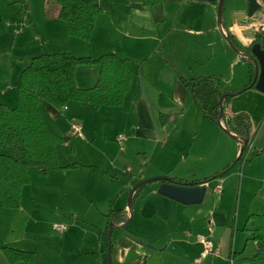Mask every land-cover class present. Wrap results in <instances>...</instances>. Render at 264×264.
Returning <instances> with one entry per match:
<instances>
[{"label": "crops", "instance_id": "0c3cea01", "mask_svg": "<svg viewBox=\"0 0 264 264\" xmlns=\"http://www.w3.org/2000/svg\"><path fill=\"white\" fill-rule=\"evenodd\" d=\"M21 1L28 9V26L34 35L23 36L21 29L16 30L10 49H0V104L16 106L20 74L32 58L41 54L67 52L73 57L92 59L114 54L126 60L133 76L120 107L96 110L89 104L75 102H69L62 110L47 103L39 106L48 128L62 140L64 137L56 148L59 166L76 163L99 172L76 167L40 176L35 169H29L31 183L21 191L20 207L0 208V264H9L2 248L33 253L32 264H108L104 232L110 208L131 216L128 224L112 226L111 264H229L231 254L236 255L235 262L252 258L257 243L251 238L257 225L249 217L255 212L264 214V193L261 201H255L264 189V177L257 175L261 171H253V162L242 173L234 167L216 179L221 190L215 192L213 199L208 194V183L198 205L184 206L159 195L158 182L147 184L131 209L127 197L137 184L153 178L202 182L223 172L236 159L237 140L223 126L203 116L178 80V75L185 74L179 60L202 67L220 48L219 52L230 58L231 66L248 67V85L251 66L242 51L231 49L226 38L232 36L241 47V38L264 33L263 3L257 0L260 9L249 18V0H242L239 6L228 2L227 8L225 0L219 26L217 3L162 0L163 21L156 23L151 11L140 3L99 0L102 13L90 40L83 42L67 36L64 23L57 19L58 9L47 12L48 0H17ZM33 13L38 17L34 19ZM17 46L22 56H15ZM150 46L154 51L144 57L143 47ZM98 73L97 66L77 67L76 86L93 87ZM153 74H157L161 88L168 89L155 98L147 80ZM191 74L205 77L198 71ZM230 104L225 113L237 114ZM75 122L81 128V136L71 132ZM254 122L250 121L251 134L252 127H256ZM259 128L250 150L254 148L262 155L264 147H258V134L264 130V119ZM62 148L66 155L76 157L82 148L88 159L78 161L75 157L74 162L62 163ZM119 159L123 165L116 163ZM251 189L252 200L244 198L242 203V192ZM60 225L66 227L63 233L54 228ZM199 236L212 240L219 248L217 258L197 262L202 250Z\"/></svg>", "mask_w": 264, "mask_h": 264}, {"label": "trees", "instance_id": "16d2710c", "mask_svg": "<svg viewBox=\"0 0 264 264\" xmlns=\"http://www.w3.org/2000/svg\"><path fill=\"white\" fill-rule=\"evenodd\" d=\"M58 7L57 19L64 23L68 37L88 42L95 27V22L102 13L99 0H48ZM225 1V0H224ZM147 7L156 23L163 21L161 16L162 0H132ZM223 14V11H222ZM222 22V15H221ZM264 36L257 35V41ZM228 42L232 49L242 51L234 38L228 35ZM246 50L245 52H248ZM243 52V51H242ZM251 66L249 85L241 90L253 89L254 65ZM79 66H97L99 69L96 84L89 89H80L75 83V70ZM132 71L126 60L114 54H105L96 59L89 57H73L68 53L41 54L32 58L28 67L20 74L17 88V104L14 108L0 104V208L18 209L21 202L23 187L31 183L29 169H35L40 176H46L51 171L73 169L76 167L88 168L99 172L97 168L71 164L60 167L57 157V146L63 141L46 125L39 113V106L47 103L57 110H62L69 102L89 104L94 109L101 107H120L129 90ZM178 80L190 93L195 105L203 116L216 124H220L226 132L234 138L244 141L239 147V155L235 161L223 172L212 178L216 180L230 171L236 165L245 161L249 152L254 134L250 133L251 123L249 116L240 112L228 116L225 110L228 101L240 91L225 92L220 87L218 76H193L185 78L178 75ZM224 96L222 102L220 98ZM220 108L223 109L219 121ZM264 115L261 117V122ZM166 183L176 186L193 187L202 182H188L178 178H168ZM162 183V182H158ZM147 184L138 186L132 196L131 206ZM107 237L111 226L120 223L126 224L129 217L124 212L110 208L107 216ZM257 228L252 232V241L257 243V251L250 259H241L235 262L236 255L231 254L234 264H264V214L255 212L249 217ZM9 264L26 262L32 264L34 254L18 251L11 248H2Z\"/></svg>", "mask_w": 264, "mask_h": 264}, {"label": "rangeland", "instance_id": "374dc122", "mask_svg": "<svg viewBox=\"0 0 264 264\" xmlns=\"http://www.w3.org/2000/svg\"><path fill=\"white\" fill-rule=\"evenodd\" d=\"M38 1L40 2V0H38ZM243 1L242 0H227L225 7L227 8L229 6L228 2L233 3L234 6H236V5L239 6L241 3L243 4ZM260 3H263V6H264V0H260ZM24 5H26V4H24L22 1L17 2V0H0V38L3 39L2 41H0V49L1 48H4V49L7 48V50L10 49L12 40L15 37L13 35V33H16V30L21 29L22 33H24L23 36L28 34L30 37H32L34 35V30L32 29V27L28 26L29 21H30V17H26L28 14V9L26 6L24 7ZM245 6H246V2H245ZM56 9H58V7L56 5H54L53 3L49 2V7L47 8V12L53 13V11H55ZM35 17H38V15L33 13V18L35 19ZM21 19H24L23 23H21ZM263 19L264 18H262V20ZM143 35H145L144 32H143ZM257 35H259V33ZM261 35L264 36V33H262ZM185 37H187V36H185ZM185 37H181V38H185ZM128 41H130V40H128ZM146 42L147 41H143V44H145ZM18 46L14 50L15 56L19 55L18 51H20V49H18ZM24 46H28L27 42H24ZM151 47L152 46L143 47V55H145L144 57H146L152 51H154V48H151ZM241 50L243 52H245L247 49L244 46H241ZM219 51H220V48H218V51L215 52V56L213 57V59L211 61H209L208 58H207V60H205L202 67H200V66L194 67V66L190 65V63L187 62L186 60H182V61L179 60L181 69L185 73L184 77L189 78V77H191V75L192 76L194 75L191 73L198 71V73H200L199 75H205V77H209V75H213V74L220 76L219 77L220 81L222 80V82H223L222 84L220 82V84H221L220 86L223 90L240 91L241 89L245 88L247 83H248V78H247V73L249 70L248 67H244L243 65H239V66L232 65L231 66L230 62H229L230 58L225 57ZM64 53H67V52H64ZM68 54H70V53H68ZM19 56H22V55H19ZM202 61H204V60H202ZM144 64L145 63L143 62V65ZM215 73H218V74H215ZM156 75H154V77L147 78L149 91L152 93V98L157 97V95H159L160 91L165 92L166 90H168V89H166L165 86H163V89L161 88V84L157 80ZM261 96H263V97H261ZM161 98L166 99L165 96L164 97L161 96ZM260 98H264V94L258 92L257 90H255L253 88V89L246 90L245 92H243V93H241L235 97H231L228 101L229 103H231L230 105H232V107H233L232 109H234L237 113L238 112L239 113L244 112L249 116L250 121H252V120L255 121L254 123L256 124V127L255 128L252 127V133L255 136L257 134L256 132L260 129L259 126L261 123V117L264 115V100L262 101V99H260ZM75 124L78 125L77 122H75ZM263 133H264V130H262V133L260 131L258 134V137H259L258 140H260L258 147H261L260 149H262L264 147V135H263ZM63 140H64V137H63ZM77 140H78V138L76 137L74 139V142H76ZM72 145L73 144H69V146H72ZM118 151H119V146L117 145V152ZM257 151H258V149H257ZM60 152H61V162L62 163H71V162L76 161V159H78V161L79 160L80 161H87L86 159H88L86 156V151L83 150L82 148L78 149L77 157L66 155L65 148H62V151H60ZM120 152L121 151H119V153ZM0 153L5 154V152L1 148H0ZM238 155H239V152L237 154V157H238ZM75 157H76V159H75ZM234 161H235V159L233 160V162ZM120 162L122 163L121 165H123V160H121V159L117 160L116 163L118 165H120ZM250 162H253V164H255V165H253V167H254L253 171L254 172L261 171L257 175L260 176L261 178L264 177V175H263V172H264L263 171L264 170V154L260 155V153L256 152V150L254 148H253V150H250L247 153V155L245 156V161L243 163H241L240 165H236L235 168L237 170H240V173H242L243 168L245 166H247V164H249ZM146 164H147V162H146ZM215 181L216 180H213L212 182H210V185L208 188V194H209L211 199L214 198V195L216 192L215 191V185H216ZM262 188H264V187H262ZM251 190H246V192H244V191L242 192V194H243L242 203L245 202L244 198L249 200V202H250V200H252L253 190L252 191ZM263 193H264V189L262 190L260 195H258V197L256 198V200H255L256 202L262 200V199H260V196H263ZM244 194L246 195V197ZM129 219H130V217L128 218V220ZM105 238H104V240H105ZM3 241H1V242H3ZM113 241H114V238L111 234L110 243L112 244ZM107 242H108V239H107ZM5 243H7V242H5ZM106 263H107V261H106Z\"/></svg>", "mask_w": 264, "mask_h": 264}, {"label": "water", "instance_id": "95a60500", "mask_svg": "<svg viewBox=\"0 0 264 264\" xmlns=\"http://www.w3.org/2000/svg\"><path fill=\"white\" fill-rule=\"evenodd\" d=\"M197 2H206V3H217L218 7V25L221 26V15L223 11V4L224 0H195ZM260 9L259 4L257 0H249L247 3V14L249 18H252L256 12H258ZM228 42V37L226 38ZM257 36H251L247 38H241V43L243 46L249 51L248 52H241L238 50L233 49L235 52H241V55L248 59L251 60L253 65H254V80H253V86L254 89L257 90L258 92L264 94V49L262 48V45H264V39L261 42H256ZM229 43V42H228ZM245 92V90H241L238 94H234L233 97ZM224 99V96L220 98V102H222ZM223 113V109L220 108V116H219V121L221 120V116ZM221 127V123L219 124ZM223 130L226 132V130L223 128ZM227 133V132H226ZM228 134V133H227ZM229 135V134H228ZM234 138V137H232ZM235 139V138H234ZM237 143L239 144V147L242 148L244 146V141L240 138H236ZM239 142H242L241 145ZM168 178L167 177H158V178H153L150 180L142 181L139 184H137L130 192L128 196V207L131 209V200L132 196L136 190V188L142 184H149V183H154V182H162L159 184L157 193L163 197H166L172 201H175L181 205L184 206H192V205H198L201 204L205 193H206V186L208 183L212 182L213 180H208L207 182H202L200 185H196L193 187H183V186H176L170 183H166L163 181H166ZM131 220H128L126 224H128ZM125 224V225H126ZM111 231H112V226L109 228L108 233H107V239H108V264L110 263V236H111Z\"/></svg>", "mask_w": 264, "mask_h": 264}, {"label": "built area", "instance_id": "2783aa9c", "mask_svg": "<svg viewBox=\"0 0 264 264\" xmlns=\"http://www.w3.org/2000/svg\"><path fill=\"white\" fill-rule=\"evenodd\" d=\"M71 132L75 136H81V128L78 125H72L71 126ZM121 137H119V141H121ZM240 145L242 142H239ZM251 149V145H249V151ZM221 186L218 184L215 187L216 192H220ZM54 228L59 232L63 233L66 230L65 226H54ZM198 243L202 246V250L199 254V257L197 259V262H201L202 260L206 258H217L219 256V248L216 247L212 240L207 239L205 237L199 236L197 237ZM229 264H234V260L231 258L229 260Z\"/></svg>", "mask_w": 264, "mask_h": 264}, {"label": "flooded vegetation", "instance_id": "af4514ba", "mask_svg": "<svg viewBox=\"0 0 264 264\" xmlns=\"http://www.w3.org/2000/svg\"><path fill=\"white\" fill-rule=\"evenodd\" d=\"M256 42H258V43H259V42H261V40H260V41H257V40H256ZM262 48L264 49V45H262Z\"/></svg>", "mask_w": 264, "mask_h": 264}]
</instances>
